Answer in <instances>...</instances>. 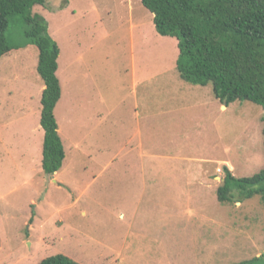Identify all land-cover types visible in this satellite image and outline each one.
I'll list each match as a JSON object with an SVG mask.
<instances>
[{
  "label": "rangeland",
  "instance_id": "obj_1",
  "mask_svg": "<svg viewBox=\"0 0 264 264\" xmlns=\"http://www.w3.org/2000/svg\"><path fill=\"white\" fill-rule=\"evenodd\" d=\"M65 150L42 170L37 48L0 60V264H234L264 255L260 198L221 204L223 167H264L263 110L184 82L141 0H45ZM24 26H11L19 40Z\"/></svg>",
  "mask_w": 264,
  "mask_h": 264
},
{
  "label": "trees",
  "instance_id": "obj_2",
  "mask_svg": "<svg viewBox=\"0 0 264 264\" xmlns=\"http://www.w3.org/2000/svg\"><path fill=\"white\" fill-rule=\"evenodd\" d=\"M45 0H0V60L14 50L34 46L37 73L43 83L40 125L44 131L42 170L54 176L63 167L65 150L55 109L62 96L57 77L58 44L49 36L47 22L33 14ZM153 15L156 32L178 41L176 70L186 83L206 87L226 108L249 102L264 112V0H141ZM24 26L19 40L8 39L11 26ZM263 146H264V117ZM217 189L221 204L260 198L264 207V167L250 178L238 179L227 166ZM39 264H80L57 254ZM234 264H264V255Z\"/></svg>",
  "mask_w": 264,
  "mask_h": 264
},
{
  "label": "crops",
  "instance_id": "obj_3",
  "mask_svg": "<svg viewBox=\"0 0 264 264\" xmlns=\"http://www.w3.org/2000/svg\"><path fill=\"white\" fill-rule=\"evenodd\" d=\"M28 47H29V46H28ZM28 47H26V48H28ZM37 63H38V51H37ZM57 72H58V71H57ZM42 90H43V88H42ZM217 101H218V100H217ZM221 105H222V104H221ZM224 107H225V106H223V105L221 106L222 109H223ZM59 131H60V130H59ZM59 134H60V133H59ZM57 174H58V173H57ZM57 174H56V175H57Z\"/></svg>",
  "mask_w": 264,
  "mask_h": 264
}]
</instances>
